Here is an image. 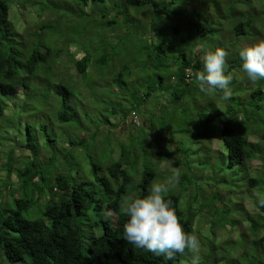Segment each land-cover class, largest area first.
Listing matches in <instances>:
<instances>
[{
  "label": "trees",
  "instance_id": "trees-1",
  "mask_svg": "<svg viewBox=\"0 0 264 264\" xmlns=\"http://www.w3.org/2000/svg\"><path fill=\"white\" fill-rule=\"evenodd\" d=\"M16 1L0 0V118L5 116L7 106L8 111L14 106L4 99L11 101L22 91L32 92L35 86L32 80H43L60 96L61 121L80 122L89 141L97 139L105 124L106 129H112L109 134L118 148L111 147L106 153L95 155L88 153L89 164L70 168L68 173H57L54 182H48L35 167L37 164L15 170L19 160L15 148L6 154L0 151V176L4 173L0 177L3 264H191L193 254H188V250L168 259L134 247L123 238V225L127 221L120 208L123 198H144L152 184L170 180L174 169L168 173L158 167L167 161L180 170L181 176L178 183L169 187L165 198L172 200L186 233L196 235L205 247L208 241L201 239L198 222L209 225L217 236L225 225H233L227 212L235 214L232 210L238 213L240 208L249 223L244 231L256 236L255 250L264 247V207L259 206L257 199L254 204L258 212L254 215L248 214L243 205L230 208L229 204L226 208L222 200L214 203L208 199L210 195L224 199L227 192L222 173L235 175V168L240 165L244 168L246 163L247 170L242 176H246L251 187L263 186L259 197L264 196V79L248 80L249 87L241 85L237 98L235 93L225 100L222 91L209 92L218 98L213 100L207 94L206 98L212 102L206 108L199 105L194 111L192 104L196 99L192 90L197 81L191 75V81L185 80L187 71L203 69L201 46L208 50L217 47L234 50L227 58L226 74L242 67L240 50L254 44L247 38L264 39V2L255 8L252 0H199V4L197 0H187L188 5L193 3V9L185 17L179 7L185 0H20L21 9L12 14ZM224 2L228 13L225 21L199 23L198 9L210 5L218 12ZM131 8L137 11L132 13ZM27 10H33L34 28L29 25L17 29L13 21H22L19 18ZM20 12L25 13L20 16ZM48 14L55 16L47 18ZM187 20L191 23L187 24ZM132 39L135 48L127 53L121 49L118 54L120 45ZM77 40L87 42L88 47ZM62 56L66 58L60 64ZM62 65L65 70H59ZM51 74L55 79L50 78ZM100 77L107 79L106 85H113L114 91L132 86L133 102L122 119L113 122L106 116L104 121L103 116L93 118L86 113L83 125L70 99L82 91L89 97L100 95L103 89ZM102 96L103 93L100 100ZM117 106L121 105L111 107V115L119 111ZM149 112L146 120V116H138ZM193 115L195 120L186 119ZM131 126L137 128L136 133ZM143 128L157 135L151 147ZM176 135L192 136L193 141L186 143L196 146V151L191 145L186 147ZM124 137H128L130 145L120 142ZM213 138L219 146L215 150L211 147ZM143 143L148 149L143 148ZM82 144L80 138L78 143L69 142L71 148L77 149ZM155 147L163 149L155 153ZM141 154L144 162L139 169ZM62 158L59 161L65 165V156ZM254 160L261 167L253 173L254 166L250 163ZM10 173L18 182L15 188ZM201 186L206 188L203 190ZM109 209L115 215L105 219L104 213ZM245 251L238 254L247 256ZM208 257L211 259L202 256L201 262L210 264ZM256 257L252 256L253 260L247 257L244 264H264Z\"/></svg>",
  "mask_w": 264,
  "mask_h": 264
},
{
  "label": "rangeland",
  "instance_id": "rangeland-1",
  "mask_svg": "<svg viewBox=\"0 0 264 264\" xmlns=\"http://www.w3.org/2000/svg\"><path fill=\"white\" fill-rule=\"evenodd\" d=\"M204 2H210L211 0H203ZM219 1V0H218ZM187 2V0L184 1V4ZM259 2H264V0H252L253 7L257 8L256 4ZM181 4L179 7L182 11V15L184 14L185 17L187 15H191L190 11H192L193 3H190L189 5L186 3L185 5ZM197 4H199V0H197ZM221 7L218 9V12L216 9H214L210 5L207 6V10L200 8L197 10V16L200 17L199 23L206 24L207 22H210L209 24H212L213 21H225L227 19V3H220ZM184 5V6H183ZM256 5V6H255ZM21 1L17 0L16 3L13 4L12 14L17 13L15 10L17 8L21 9ZM198 6V5H197ZM196 8V5L194 6ZM33 10H27L26 14L23 15L25 12H20L19 20H15L16 17H12L15 21L14 25L17 27V29L21 28H28L29 25L30 28H34V23L31 19L33 17ZM130 11L132 13L136 12L137 10L135 8H131ZM209 12V15L206 12ZM55 16L54 14H48L47 18H53ZM189 18L193 21V19L189 16ZM166 21H169L165 17ZM39 19H37L38 21ZM191 20H187L186 23H191ZM262 20V18L260 19ZM207 21V22H206ZM172 22V21H171ZM173 23V22H172ZM170 23V24H172ZM229 23V20H228ZM217 24V22H216ZM28 25V26H27ZM23 26V27H22ZM167 28L169 26H166ZM157 29V28H155ZM23 30V29H22ZM21 30V31H22ZM254 38H247V40L252 41V43H256ZM78 42L82 43V45H86L88 47L87 42L77 40ZM225 41V40H224ZM254 41V42H253ZM221 42V41H220ZM217 42V43H220ZM217 45V44H216ZM215 45V46H216ZM77 48L79 47L76 45ZM121 47L118 50V54H120L121 49L126 51V53L130 50H133L135 48L134 41L129 40V42L126 45H120ZM229 53H234L231 50ZM65 56H62L59 58L60 64L64 63ZM65 66V64H64ZM59 70H65V68L60 66ZM229 74L232 75V77L236 78L235 83L230 85L231 91L234 94L235 97H240V94L237 92L240 90L241 85H244V87H249V79L247 78L246 74L244 73L242 67H237L234 70H230ZM134 77V75H132ZM50 78L55 79L54 75H50ZM112 79V78H110ZM98 80H100L101 86H103L102 89V100H100L101 88L99 86H96L95 88L101 93L100 95L97 94L96 96L89 97L87 96L84 91L82 93H76L75 98H71L70 102L74 103L78 109L79 118L81 119L83 125L86 124V113L92 114L93 118L101 117L103 116V120L106 121V118L110 121L115 122V119H122L124 116V111L128 110L133 102V98L131 96V87L129 86L126 89H118L115 88V91L112 89V87L106 85L107 79L104 77H100ZM237 80V81H236ZM246 80V81H245ZM33 88L32 92H26L22 91L21 95L18 96V98L13 99L11 101L4 99V101L9 105V102H12L13 108L8 111V106L6 108L5 116H2L0 118V138H1V145H0V151L2 153L6 154L11 148H18L19 146H22L23 148L19 149L17 152V156L19 157V160H17V165L14 166L15 170L24 168L26 166L35 165V167L39 168L42 171V174L44 177L47 178L48 182H54L52 179L57 173H68L70 168L74 167H81L86 164H89L91 162V159L88 158V153H91L95 155V153H106V150H109V148L112 147V149L118 148L116 143H112V136L110 135L112 132V129L109 127V129H106V126H102L105 129L99 131L97 139H94L93 141H89L86 139V132L87 130H84L83 127H81L80 122L76 123L74 122H63L58 118V113L61 110V104H60V96L54 91L53 89L48 86L46 82H43V80H32ZM49 83V82H48ZM103 83L105 85H103ZM195 87L192 90V93H194V99H196V103L192 104V109H198L199 105L200 108H206L212 101L208 100L206 98V95L209 94L210 97L215 100L217 99V95L210 94L209 92H202L200 91V88L198 86ZM97 85V84H95ZM107 87L109 90H107ZM136 89V88H133ZM166 98V97H165ZM165 98L162 99V101L165 100ZM204 101V102H203ZM219 102V99L218 101ZM153 102H151L152 104ZM116 104H119L121 106H117L119 111L116 113V115H111L109 110L111 107H115ZM190 104V103H189ZM220 104V103H219ZM190 109V108H189ZM122 112H121V111ZM191 111V109H190ZM194 111V109H193ZM9 112V113H8ZM91 112V113H90ZM69 113V112H67ZM157 113V114H156ZM149 113H141V115H138L139 118H143L146 120L148 118ZM156 116H161V113L155 112ZM107 116V117H106ZM114 116V117H113ZM168 114L165 112V118L167 119ZM164 119V120H166ZM189 119L188 121L195 120L196 116L193 115L192 118H186ZM98 121V120H97ZM96 121V122H97ZM89 122V121H88ZM138 122V120H137ZM136 124V123H135ZM30 127L29 130L27 127ZM191 125H189L190 127ZM131 129L136 133L137 131L136 127L131 126ZM111 130V131H108ZM144 131L147 133V138L149 139V147L154 145V142H156V133L147 131L146 128H143ZM187 131V128H186ZM110 133V134H109ZM28 135V138H27ZM125 135V134H124ZM27 138V139H26ZM79 138L83 141L82 148L77 149L75 147L71 148L69 145V142L74 141L76 143L79 142ZM146 138V136H145ZM144 138V139H145ZM146 138V139H147ZM177 139H181L185 144L186 147L190 146L191 143H186V140L193 141V137L190 135H185L183 137L176 135ZM120 142L130 145V141L128 137L120 138ZM51 141V142H50ZM202 142V141H200ZM199 142V143H200ZM32 143V144H31ZM32 145L31 147H24L25 145ZM14 145V146H13ZM143 148L148 149V146L144 143L142 144ZM193 150L196 151V146L194 147L191 145ZM211 147L215 150L218 149L219 146L215 140V138L212 139ZM87 151H85V150ZM163 148L155 147V150L153 152L160 153ZM170 152V150H168ZM140 153V152H139ZM62 155L65 156V165H61L59 158H62ZM98 155V154H97ZM116 155L114 158H116ZM142 158L140 157L138 160L139 169H142V164L144 162L143 155L141 154ZM202 155V152H201ZM213 158L215 155H212ZM63 159V158H62ZM2 160H0V163ZM73 163H79V164H73ZM248 164L246 163L244 165L237 166L235 168V175H230L229 172L222 173V176L224 177L225 182L223 183L225 185L226 190V197L224 199L216 198L214 195H210L208 199H211L212 202H217L218 200H222L226 208H228L230 204V208L234 206L242 207V205H245L247 203L252 204L254 203L258 198L259 194H261L263 186L255 185L254 187H251L248 185V180H246V176H242L243 171L247 170ZM254 168L252 167V172H257V170L261 167V163L257 160L252 161V164ZM130 166H128L129 168ZM159 169L162 171H173L175 167L171 164L170 161L163 162L159 166ZM244 169V170H243ZM170 173V172H168ZM11 175V184H13L14 188L18 186V182L16 181L15 176L13 173H10ZM90 175V174H88ZM4 173L0 176L3 178ZM262 185V184H261ZM202 187V186H201ZM200 187V188H201ZM206 187H202L204 190ZM207 190V189H206ZM214 191V190H213ZM225 193V192H224ZM222 202V203H223ZM220 203V202H219ZM246 205V206H247ZM249 209L248 214L254 215V213L258 212L256 208L248 207ZM238 213L233 211L235 214H231L230 211L227 212L228 217L231 218V221L233 225L231 227H228L225 225L224 230H221L222 232L218 233L220 236L213 235V230L209 228V225L202 224L198 222V232L201 234V239L208 241V243L203 246V242L201 243V256H210L211 259L208 257V260H210V264H212V261H214L215 264H244V262L247 260V257L249 259H252V256H257L256 258L261 259L260 262L264 261V247L258 248V251L255 250V243L256 236L249 231V232H243L242 227H238L240 223H242L243 219L248 220L246 213L241 212L240 208H238ZM23 217H27L26 213H22ZM245 226L248 227L249 223L246 222ZM241 231V232H240ZM249 237V241L247 238ZM227 241V242H226ZM212 247H211V244ZM245 245V246H244ZM247 249L245 251L247 253V256H241L238 253H241L242 250ZM188 254H192L191 252H188ZM231 259V260H229ZM233 260H237L233 262ZM253 260V259H252ZM185 262V260H183ZM248 262V261H247ZM0 264H3L0 259ZM4 264H12V263H4ZM22 264V263H17ZM201 264H204L201 262Z\"/></svg>",
  "mask_w": 264,
  "mask_h": 264
},
{
  "label": "clouds",
  "instance_id": "clouds-1",
  "mask_svg": "<svg viewBox=\"0 0 264 264\" xmlns=\"http://www.w3.org/2000/svg\"><path fill=\"white\" fill-rule=\"evenodd\" d=\"M199 51L202 53L203 69L194 73L189 70V74L198 82L200 91L220 90L223 99H230L232 95L230 84L233 77L226 74L229 51L221 47L208 50L204 46H201ZM239 56L243 62L242 69L250 81L264 79V39L242 48ZM189 81L190 76L186 82ZM21 148L22 146L15 148L16 156ZM180 176V170L174 169L170 180L164 184H152L149 194L144 198L128 196L123 198L120 208L127 216V221L123 225V238L134 247L146 249L156 255H165L168 259H173L176 254L182 255L188 250L193 254L191 264H201V243L198 237L185 232L172 200L165 198L169 187L178 183ZM258 203L260 207H264V196L258 198ZM246 205L247 203L243 208L247 213L249 211L247 206L256 208L254 203ZM114 215L115 213L109 209L105 211L104 218L109 219ZM242 221L237 228L242 227L241 231L244 232L247 221L244 219Z\"/></svg>",
  "mask_w": 264,
  "mask_h": 264
},
{
  "label": "built area",
  "instance_id": "built-area-1",
  "mask_svg": "<svg viewBox=\"0 0 264 264\" xmlns=\"http://www.w3.org/2000/svg\"><path fill=\"white\" fill-rule=\"evenodd\" d=\"M189 71H187V74H186V81H188L189 80ZM133 122L134 123H136V124H138V122H137V119L135 118V117H133Z\"/></svg>",
  "mask_w": 264,
  "mask_h": 264
}]
</instances>
